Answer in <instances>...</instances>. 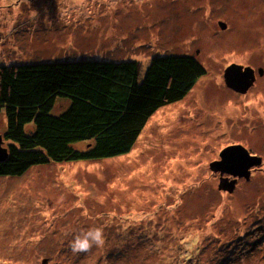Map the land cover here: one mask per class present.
<instances>
[{
  "label": "rangeland",
  "instance_id": "rangeland-1",
  "mask_svg": "<svg viewBox=\"0 0 264 264\" xmlns=\"http://www.w3.org/2000/svg\"><path fill=\"white\" fill-rule=\"evenodd\" d=\"M179 55L196 58L204 76L184 100L154 113L129 154L0 176V264H264V163L248 177L232 175L241 181L220 182L218 174L228 173L220 156L230 146L264 158L256 129L261 110L264 121V79L254 82L264 67V0H0V67L90 59L137 60L146 70L154 57ZM231 66L250 80L249 93L229 87ZM217 102L223 109L234 103V118L214 132L206 113ZM174 105L175 119L163 127L157 118ZM67 108L61 100L55 114ZM188 123L202 124L197 134ZM7 127L1 110L6 153ZM166 137L169 161L176 153L170 167L147 151ZM137 151L131 167L115 164ZM178 172L181 185H172L168 176ZM97 227L103 247L72 252L70 241Z\"/></svg>",
  "mask_w": 264,
  "mask_h": 264
},
{
  "label": "trees",
  "instance_id": "trees-1",
  "mask_svg": "<svg viewBox=\"0 0 264 264\" xmlns=\"http://www.w3.org/2000/svg\"><path fill=\"white\" fill-rule=\"evenodd\" d=\"M204 73L185 55L154 57L146 70L137 60L90 59L0 67L10 142L0 176L129 154L154 113L184 100ZM61 100L68 108L55 114ZM80 142L85 150L75 148Z\"/></svg>",
  "mask_w": 264,
  "mask_h": 264
},
{
  "label": "bare ground",
  "instance_id": "bare-ground-1",
  "mask_svg": "<svg viewBox=\"0 0 264 264\" xmlns=\"http://www.w3.org/2000/svg\"><path fill=\"white\" fill-rule=\"evenodd\" d=\"M118 31H121V30H118ZM117 31V32H118ZM122 36V31L119 33V37H121ZM123 40H125V39H123ZM186 45H189V43L188 42H185L184 43V45H183V47H186ZM23 55H25V54H23ZM196 95L198 94V92H196L195 93ZM201 97H202V94L201 93H199V95H197V99H201ZM215 103H213V107H214V109H209L208 110V113H206V115H207V118H209V119H211V120H213L214 119V121L216 122V124L215 125H213L212 126V128L214 127V129L212 130V131H214V132H216L217 130H218V127L217 126H219V122H221V121H227L230 117H233L234 118V114H233V110H234V103H231V104H227L225 107V109H223L222 108V105L221 104H218V102H217V104L220 106H216V105H214ZM178 105H174L173 107H171V108H169V109H167V110H165L162 114H163V117L162 118H160V119H158L157 118V121L158 122H161V123H163V127H168L169 125H166V124H164V123H166V122H164V121H169V123L171 124V122H173V120L175 119V116L173 115V112L171 111V110H174L173 108H175V107H177ZM223 106V107H224ZM178 108V107H177ZM222 108V109H221ZM161 114V115H162ZM234 121V120H233ZM199 125H202V124H199ZM199 125H196L195 124V126L192 124V123H188L186 126L187 127H190V126H192L193 128H195V132L194 133H198V131H197V128L196 127H199ZM179 126L180 127H184L183 125H182V123H180L179 124ZM211 128V129H212ZM220 129V128H219ZM185 130H186V127H184L183 129H181V135H182V133L183 132H185ZM202 130V129H201ZM221 131H224V133H226V127H223L222 129H220ZM182 137H183V135H182ZM144 139H145V135H144ZM166 143H167V137L166 138H164V140L162 141V140H160L159 139V144L158 145H155V144H153L154 145V147H152V148H148L147 149V151H148V153H149V155H150V158L152 157V156H155L156 158H158V156H161V158H166V160H164L165 162H166V164H168L169 165V167H170V165L172 164V165H176V164H174V163H176L175 161H174V158H175V154L176 153H174V158L171 160V161H169V158L172 156V152H171V150H170V148H168L169 146L168 145H166ZM148 144V143H147ZM148 145H150L151 146V144H148ZM133 155H131V157H122V158H119V159H117L116 161H115V164L117 165V162L119 161V160H121V161H125L124 162V166H126V167H131L134 163H135V155H138V151L137 152H135V153H132ZM124 158H125V160H124ZM131 160L132 162H131V164H128L127 162H126V160L128 161V160ZM150 162H151V160H150ZM149 163V162H148ZM148 163L146 164V165H144V166H146L147 167V165H148ZM136 164H138V163H136ZM181 164H183L184 166H185V170L183 171L182 170V172H183V174H184V176L186 175H188L187 174V169H188V164L185 162V161H182V162H180L179 163V165H181ZM190 170H192V169H190ZM182 175V173L181 172H178V173H170V176H168L169 178H171L172 179V182H171V184L172 185H181V182H179L178 181V178L180 177ZM120 181V184H121V182H122V180H119ZM182 181H183V179H182ZM117 185V184H116ZM116 185H114L113 187L116 189L117 187H118V185L116 186ZM123 193V192H122ZM141 194H139V193H136V194H134V198H136L137 199V196H140ZM143 198V196H141L140 197V199L139 200H141ZM221 209V208H220ZM238 215L240 216V213H238ZM239 216H236V217H234V218H238ZM193 232V231H192ZM145 264H148V261H146L145 262Z\"/></svg>",
  "mask_w": 264,
  "mask_h": 264
},
{
  "label": "water",
  "instance_id": "water-1",
  "mask_svg": "<svg viewBox=\"0 0 264 264\" xmlns=\"http://www.w3.org/2000/svg\"><path fill=\"white\" fill-rule=\"evenodd\" d=\"M234 70H236V68L234 66H231V68H229L225 74L226 75L225 79L229 87L233 88L237 92H244L248 90V87H250L251 85L249 84L250 83L249 79L247 81L246 77L245 78L240 77V75L236 76ZM7 156H8L7 153L3 151V149L1 148L0 161H5L7 159ZM221 158H223V162H226L220 165L221 167H223L222 171L223 172L227 171L228 173L234 176L240 175V176L248 177L249 176L248 170L252 166L261 164L260 162L261 159L258 158L257 156H252L251 154H249V152L242 145H233L226 148L221 153ZM218 163H216V166L218 165ZM212 166H214V163L211 164V167Z\"/></svg>",
  "mask_w": 264,
  "mask_h": 264
},
{
  "label": "clouds",
  "instance_id": "clouds-1",
  "mask_svg": "<svg viewBox=\"0 0 264 264\" xmlns=\"http://www.w3.org/2000/svg\"><path fill=\"white\" fill-rule=\"evenodd\" d=\"M104 243H105L104 231L102 228L97 227V228L88 229L87 231H83L80 234L76 235L70 241L69 246L72 252L80 253V252H87L90 249H92L94 246L103 247Z\"/></svg>",
  "mask_w": 264,
  "mask_h": 264
},
{
  "label": "flooded vegetation",
  "instance_id": "flooded-vegetation-1",
  "mask_svg": "<svg viewBox=\"0 0 264 264\" xmlns=\"http://www.w3.org/2000/svg\"><path fill=\"white\" fill-rule=\"evenodd\" d=\"M249 67V66H248ZM260 70H259V78L258 77H256V75H255V79H254V82H256L257 81V79H259V82L261 81V80H263L264 78H263V76H264V67H261V68H259ZM250 81V80H249ZM255 85V84H254ZM254 87V86H253ZM253 87H249L248 89V91H247V93H249L250 91H251V88H253ZM236 94H238V92H235ZM246 93V94H247ZM263 110H264V108H263ZM261 113H262V110H261ZM261 113H260V116H261ZM260 116H259V120H258V126H256V129H257V132H258V134H264V121L263 120H261L260 119ZM263 117H264V112H263ZM264 119V118H263ZM261 129V130H260ZM264 138V137H263ZM240 145H242V144H240ZM244 146V145H243ZM245 147V146H244ZM249 152H250V154H251V152H253L250 148H247V147H245ZM254 149V152H256V148H253ZM225 150V149H224ZM224 150H222V152L224 151ZM221 152V153H222ZM252 155V154H251ZM253 156H257L258 158H260L261 160H260V162H261V164H260V166H262V164L264 163V158H263V156H261V155H257L256 153L255 154H253ZM221 157V156H220ZM215 161H218V160H214V161H212L211 163H210V168L212 169V167H215L216 165H215ZM214 163V166H212L211 167V164H213ZM261 170H262V168H260ZM251 172V171H250ZM219 174V180H220V182H221V179H223V181L225 182V183H229V180H231V181H233V180H238V181H241V180H245V178H239V177H232V175H230V174H228V173H223V175L221 174V172H219L218 173ZM218 178V177H217ZM218 180V179H217Z\"/></svg>",
  "mask_w": 264,
  "mask_h": 264
}]
</instances>
